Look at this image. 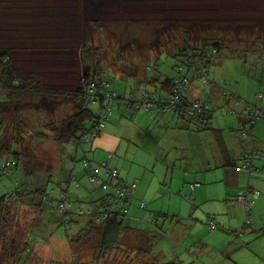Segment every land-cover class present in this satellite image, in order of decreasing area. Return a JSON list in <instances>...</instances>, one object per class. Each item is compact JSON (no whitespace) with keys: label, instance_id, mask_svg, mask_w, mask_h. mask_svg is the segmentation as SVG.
I'll list each match as a JSON object with an SVG mask.
<instances>
[{"label":"rangeland","instance_id":"374dc122","mask_svg":"<svg viewBox=\"0 0 264 264\" xmlns=\"http://www.w3.org/2000/svg\"><path fill=\"white\" fill-rule=\"evenodd\" d=\"M21 1L32 7V9L28 7L26 15L22 16L23 18L18 16L19 22L24 21V18L27 17L25 20L33 24L31 29L24 30L25 34L28 32V35L33 34L45 38V43L42 39V43L45 45H38L39 48L37 49L40 50L37 51L14 52L11 56L15 65L24 72L27 71V68L28 70L35 68L36 73L42 76V80L46 82V85L54 80V83L59 85L57 87H60V91H68L73 86L76 88V83L81 77V73H83L78 65L80 60L78 50L84 42L90 43L91 52L96 50L97 56L101 59L100 61H103L107 67L110 65L109 68L117 66L118 68L127 67L126 69L136 70L129 67L135 66V63L144 64L146 61L155 60L154 70L150 71L152 69H148V73L142 69L143 75H137V80L129 74H120L119 77L117 74L105 76L109 79L112 89L117 93L118 99L114 100L112 104L113 115L110 117L111 121L105 124V127L99 133L100 135L91 138L92 141L96 140L105 132L117 139L119 138L121 145L117 153L114 152V154L103 147H98L105 153L104 160L91 159L90 155L96 152L97 149L91 148L92 146L90 147L88 142L82 141L75 148L73 145H63L61 147L53 140L52 136L54 135L49 127L55 126L62 118L70 115L76 105L67 95H61L60 98H47L48 104H45L44 100L34 99V103L41 106L42 110L40 113H33L35 117L31 112L25 113L22 111L23 107L29 104L27 101H22L21 106L11 107L8 111L0 110V148L3 147L2 144L8 143L11 135L13 140L15 136L17 137L15 130L10 132L11 124H13L10 121L17 116V120L20 118L27 123V126L21 128L19 136L23 140L22 145L30 149L34 166L40 164L43 166L42 170L47 168L45 166L51 168L49 172L37 171L35 175L31 172L32 177L21 179L22 182L26 181L30 185L29 190L40 189L47 196V200L54 199V202L62 192H65L67 201H72L71 206L66 211L72 210L74 206H77V203H80L82 204L81 207L87 210L95 207V210L102 212L109 207L101 204L100 199L106 193L114 194V188L112 187L102 190L89 182V172L82 167L83 159H87L92 164H101L108 161L109 156L112 155L114 159L113 163H110V160L108 161L109 168L114 169L112 165L115 164L117 168L125 171L130 168L134 172L144 170V177L148 182L147 188L150 185L156 186L157 183H160L169 192L165 183L159 181L155 176L156 173L159 174L160 166L157 165L155 160L149 163L147 158L143 159V152L148 154L149 149H155V155L159 152L158 162L165 161L167 163V160L163 157V152L168 149H166V147H169L167 142L172 138L175 130L165 134L166 126L170 123V126L173 127L171 120L179 121V118H175L167 112L136 113L135 109L129 110L125 105L127 101H137V95L135 94L137 93L136 84L138 79L143 77L145 81H149L155 78L156 75H161L163 78H172L176 75L175 62L172 58L166 55H162L161 58H154L160 48H164L171 55L173 52L182 50L186 43H188L189 48H197L200 45L210 44L212 41L209 39L214 38L225 42V44L230 41L232 47L238 42L240 45H245L246 48H254L250 45L251 40L258 33L257 31L264 36V0ZM13 2L12 12L15 11L17 4V1L13 0ZM41 5H43V10L39 9ZM2 12L5 13V11ZM16 12L14 13L19 14ZM71 16L74 18V23ZM60 32H76L78 45L66 49L60 48L59 44L63 42L60 36L64 34ZM14 33L24 34L23 32ZM231 50L230 48L229 50L221 48L214 61L216 63L220 60L219 64H214V62L210 64L207 79L218 86L227 81L228 86L224 87L223 91L232 90L234 92V89H232L235 88L233 68H238L241 71L245 68V70L259 75V66L261 60H264V55L260 53L261 49L247 50L245 54L241 55ZM32 57L37 60H32ZM203 79L198 78L195 80L201 82L189 83L191 96L192 89L194 90L197 86L206 93L210 103L211 101L216 103L219 97L223 98L217 90L209 92L208 88L210 86L205 84ZM155 85L146 82L147 92H153L154 87H156L160 90L159 94H161L162 90L159 85L157 83ZM50 86L53 87V84ZM217 108L216 106H209L213 116L220 115L215 111ZM88 110L95 112L96 107L90 105ZM16 111L19 114L17 113L15 116ZM143 118H147V121H143ZM35 121L40 123L37 124ZM174 123L173 125L176 126L177 123ZM41 124L43 126L48 124L49 126L47 128L42 126L39 129L37 126ZM85 124L87 127L91 125L89 121H86ZM4 126L9 131L7 139L4 137L5 132L2 131ZM126 134L131 138L125 139ZM13 140L10 145L11 148H15L17 151L21 150L18 143H13ZM3 157L13 158L12 155L0 151V169L5 159ZM74 157H76L77 162L73 161ZM72 170L75 173L73 177H71ZM104 172L105 169L102 168L101 174ZM132 173L131 171V176ZM18 174L19 171H14V169L10 177L0 174V197L10 191L13 181L16 179L14 176L17 177ZM166 179L169 183L170 176ZM102 180L101 177L99 181ZM129 183L131 185L132 181ZM59 184L62 185L59 186ZM85 186H87L86 189H84ZM139 186L140 184L137 185V187ZM31 199L40 202L39 209L37 206L27 204L28 200ZM22 201L23 203H20ZM22 201H17L9 207L13 219L10 223L12 229L6 237V241L9 242L12 238H16L18 241H25L26 239L29 242L30 250L27 253L21 252L18 254L15 261L7 262L0 257V264H142V261L139 262V259L132 256L133 251L126 254L123 249H118L121 242L117 244L114 251L104 257L97 258L98 250L94 249L92 241L84 240L78 244L73 242L77 235L83 234L82 229L87 223V218L73 214L71 222L63 225V217L56 205L46 202L41 195L37 196L34 193L33 196L23 198ZM135 201V198H132L128 202L129 210L124 216V220L125 223L131 224L129 220L135 221V219H129V217L136 213L138 217L135 218L142 224V228L139 229L149 233L153 242L150 243V253H148L147 259L151 260L149 257L154 258L156 253L160 251L162 255L165 254L167 257H169V254L174 257L179 256L178 259L181 262H192V257L195 256L192 252L196 250L194 244L188 240L189 238L186 240L185 246L179 244L175 249L171 245L170 241L173 234H170L172 228H175L177 218H173L171 214L162 216L157 213H150L151 217L155 218V221L150 224L148 219L141 218L144 215V210L131 208ZM142 202L145 204L147 200L142 198ZM124 226L128 227L127 224H124ZM169 245L171 252L169 251ZM127 246L135 250L139 247L136 242L132 244L130 242ZM197 249H201V247H197ZM197 256L199 257L198 264H206V261L208 264H220L217 254L209 253L206 261L199 255ZM156 257L159 259L158 256ZM165 260H167L166 257ZM150 262L146 261L145 263Z\"/></svg>","mask_w":264,"mask_h":264},{"label":"crops","instance_id":"0c3cea01","mask_svg":"<svg viewBox=\"0 0 264 264\" xmlns=\"http://www.w3.org/2000/svg\"><path fill=\"white\" fill-rule=\"evenodd\" d=\"M251 42L254 41L251 40ZM221 43L223 45L221 48L225 50H229L230 48L232 52L236 51L240 55L245 54L247 50H258V48H261L259 46L256 47L253 43H251L250 46H255L254 48H246L245 45H240L238 42L233 46L234 48L231 46L230 41L226 44L225 42ZM221 48L214 54H208V67L215 61ZM159 50L160 51L157 52L154 58H161L162 55H172L167 53L164 48H160ZM25 52L33 51L27 50ZM260 53L264 55V52ZM32 60L37 59L32 57ZM219 61L216 63L219 64ZM154 63L155 60L153 59V61H146L144 64L135 63V66L127 64L130 66L129 68L136 70L126 69L127 67H124V69L118 68L117 66H111V68H109L110 65L107 67L103 61H100L99 65L102 69V78H106L105 76L109 75L113 76L117 74L119 77L120 74H129L137 80V75H143L142 69L144 72H148V70L146 71V67L153 68ZM216 63L214 62V64ZM78 65L84 73V66L81 58L78 61ZM233 69L235 72L233 76L235 88L232 89H234L235 93L232 92V90L223 91L224 87L228 86L227 81H224V84L218 86L209 80L211 83L208 84V86H210L208 88L209 92L217 90L218 94L220 93L224 99L219 97L216 103L213 101L210 103L206 97V93L197 86L194 90L192 89L193 98L196 97L203 103H209L208 105L210 107H226L228 95H232L238 100L258 106L260 109L264 110V60H261L259 66V75L252 71H247L245 68L243 71L238 68ZM36 71L35 68L31 70L27 68L26 72L36 73ZM83 73H81V77ZM158 77L160 78L161 75H156L153 79H158ZM54 82L53 80L49 85H46L44 81L42 82V87L46 90H60V87H57L59 85ZM146 82H151V79L145 81L142 77L137 81V93L135 92L137 101L140 98V86H143L147 92L145 86ZM191 82L196 83L201 81L193 79ZM51 84H53V87L50 86ZM73 87L71 89H73ZM229 88L231 87L229 86ZM256 91L258 92L255 93ZM224 92L227 93L226 97L224 96ZM6 98L7 95L3 91H0V103L4 102ZM36 98H38V100H44L45 104H48V101H46L48 98L47 94H33V97L28 96L26 98L29 99V101L33 100L32 103L26 105V112L42 111L40 108L41 106L34 103V99ZM26 101L28 102V100ZM136 102L127 101L125 103L126 108L129 110L135 109L134 111L136 113H140L142 111L136 109ZM34 108L36 109L34 110ZM143 113L150 112L144 111ZM212 114L213 113H211L208 121L206 120L204 123L197 122L195 124L191 123L190 125H185V122L182 123V120H171L173 127H171L169 123L166 126L167 130L165 134L169 131H175L172 138L167 142L169 147H166V149H168L163 152V157L167 160V163L165 161H162V163L158 162L157 158L159 152L155 155V149H149L148 154L143 152V159L147 158L149 163L155 160L157 165L160 166L159 174L156 173L155 176L159 181L165 183L169 192L167 189H164L160 183H157L156 186L150 185L149 188H147L148 182L144 177V170L134 172L132 168H130L125 171L117 168L115 164L112 166L118 171L120 182L130 185L129 182L132 181L134 185L131 190V199L135 198L136 201L131 208L133 207L140 210L139 204L142 202V198L147 200L144 207L145 212L141 218L144 220L148 219L152 216L150 213H157L162 216L171 214L173 218H177L175 228H172L173 230L171 229L172 233L170 235L173 234L170 241L171 245L175 249L179 244H184L185 246V242L189 238L188 240L195 246L196 251L192 252L195 255L192 257V262H181L178 259L179 256L174 257L169 254V257H167L165 254L162 255V253L158 251L156 256H158L159 259L162 260L163 258L165 260L166 257L167 260H165V262L171 261L175 264H198L199 257L197 255L206 261L209 253H213L218 255L220 264H264V118H260L255 122L251 137L242 140L237 131V127L242 120L240 117L227 112H218L220 115L214 116ZM109 121H111V118ZM143 121L146 122L147 118H143ZM173 123H177L176 126H174ZM126 138L131 137L126 134L125 139ZM130 144L132 145V143ZM120 145L121 142L119 138L117 139L115 136L104 132L100 137L96 140L94 139L90 143L89 146H92L91 148L97 149L96 152L93 151L94 153H92L90 157L94 160H104L105 153L98 147H103L114 154V152L117 153ZM246 152L248 154L252 153L258 155L257 158L252 159V170L248 173L239 171L236 165V159ZM113 159L111 155L108 161L110 160L109 162L113 163ZM108 161L106 162L108 163ZM14 171H18V169ZM131 171L133 172L132 176L130 175ZM12 174L13 169L10 170V175L12 176ZM168 176H170L169 183L166 179ZM83 177L85 178V176ZM14 178L16 177L14 176ZM138 184H140L139 187H137ZM86 187L87 186H85L84 189H86ZM240 190L244 193L247 190L258 191L257 198L249 199L250 224H247L245 203L236 200V196ZM137 202L138 204H136ZM75 209L76 207L74 206L69 212H75ZM135 217H138L136 213L129 217V219H135V221L129 220L131 224L125 223V217L123 218V229L120 234V240L122 241H120L121 243L118 249H123V251H126V254L133 251L132 256L139 259V262H141L143 259L141 255H138L135 249L129 248L127 244L136 242L137 246H141L142 243H145L143 242V238H151L148 232L139 229L142 228V224H140L139 220ZM209 217H212L217 224L215 230H210L207 226ZM124 224H127L128 227L124 226ZM152 242L153 241L150 240V243ZM197 247H201V249H197ZM169 251L171 252L170 245ZM186 254L185 252V255ZM146 258L144 260H146ZM206 264H208L207 261Z\"/></svg>","mask_w":264,"mask_h":264},{"label":"trees","instance_id":"16d2710c","mask_svg":"<svg viewBox=\"0 0 264 264\" xmlns=\"http://www.w3.org/2000/svg\"><path fill=\"white\" fill-rule=\"evenodd\" d=\"M15 1H17V4L20 5L16 4L14 12L18 11L16 13L19 14H15L14 12H12L13 10L12 6L14 5L13 0H0V11H1L0 12V91H3L7 95L6 100L0 103V110L3 109V111L5 112L10 110L11 107L16 108L18 106H21L22 101H26V100H28L29 103H32L33 100L29 101V99L26 98L28 96L33 97V94H37V93L38 94L45 93L48 95V98L50 97L60 98L61 95L62 96L67 95L68 98L70 97L71 100H73L76 104L73 108L72 113L62 118L60 122L57 123L55 126L51 125L52 127L49 128L53 132L54 135L52 136L53 140L58 145H60L61 147L63 145H73L76 148L79 145V143L82 142L81 141L82 135L87 134L88 132H90V130L93 129L91 119L92 117H94L95 112H91L88 110V107L93 104L86 105V101H85V94L87 92L86 84L88 80L90 78H94V80L97 83L96 86L97 90L100 89V82H102V80L108 83V91L113 92L115 94V98L112 100L111 104H113L114 100L118 99L117 93L112 89L109 83V79L102 78L101 76L102 69L99 65L101 59L99 56H97L96 50L91 52L89 42L82 43V45L79 47L78 50L79 57L81 58L84 66V73L80 78L76 88L70 89L68 91L51 90V89L46 90L42 87L43 80L40 74L33 72H24L23 70L20 69V67L15 65L11 54H13L14 52L21 53L27 50L37 51L40 50L37 49L39 48L37 47L38 45H45L44 44L45 38L43 39L41 36H37L33 34H32L33 36L28 35V32H26L25 34L24 30L28 31L29 29L32 28L33 24L32 22H28L25 20L27 19V17L24 18V21L19 22L18 16H20V18H23L22 16L26 15L27 13L26 11H28L29 6L25 2L23 3V1L21 0L20 1L15 0ZM29 8L32 9V7ZM39 9L43 10V5H41ZM2 11H5V13H3ZM71 18L73 19V23H74L73 16H71ZM13 32H23L24 34H15V33L13 34ZM257 32L258 33H256L255 38L252 39V41L254 42L251 43H253L256 47L257 46L261 47L260 48L261 52H264V36L261 33H259V31ZM60 33H64V32H60ZM198 36L200 35L198 34ZM42 39L44 43H42ZM60 39H63V42L59 44V46H61L60 48L62 49H66L68 47H76L78 45L76 32L64 33L62 36H60ZM209 40L212 41L210 42V44L200 45V47L197 48H191V47L189 48L188 43H186L185 47H183L182 50L173 52L171 56H168L172 58L175 62L174 67L175 70L177 71L176 75L172 78H166V77L163 78L162 76L160 78L158 77V79L152 78L151 82H149L148 84L154 86L155 83H157L159 85V88L162 90L161 94H159L160 90L157 89L156 87H154L153 92L148 91L146 92V94L150 97L153 95H160V96L168 95L174 80L176 78L181 79L182 77H190L191 68L198 69L199 66H204V68L208 72L207 70L209 64L207 61L209 56L208 54H212V50L218 52V50L223 46L221 41L217 40V38L209 39ZM148 68L152 69L150 71H153L155 68V63L153 64V68L147 66L146 71L148 70ZM191 98L193 97L190 94V96L187 98L186 101L187 102L190 101ZM183 106H185V104L178 105L177 107L178 116H174V117L179 118V120H182V123L185 122V125H190L191 123L195 124L197 122L204 123L206 120L208 121L212 113V111L210 110H206V111L203 110L198 115L186 116L185 111L183 110L184 109ZM25 107H23L22 111L25 113H29L28 111L26 112ZM18 111H16L15 114H17ZM35 112L40 113L38 111H33V112L31 111L32 115ZM33 116L35 117V115ZM16 117L12 121H10V123H13L11 124L12 128L10 132L15 130L17 137L15 136L13 140V137L11 135L8 143L2 144L3 147L0 148V151H4L6 154H10L13 156L12 159L7 157L5 158V160L10 159L11 162H14L10 170L18 169L19 171L18 178L16 177V179L13 181V186L10 189V191L0 197V257H2L7 262L13 260L15 261L17 259L18 254H20L21 252L27 253L30 250L29 242L26 239L25 241H21V240L18 241V239L12 238L9 242L6 241L7 239L6 237L7 235H9V231H11L12 229V225L10 223L12 222L13 219L12 217L13 215L10 213L9 207L12 206V204H15L17 201L19 202L22 201L23 198L26 199L29 198L30 196H33L34 193H36L37 196L41 195L42 198L43 196H45V194L41 192L40 189L29 190L28 188L30 185L26 183V181L22 182L21 179L31 178L32 177L31 172H33L35 175L37 171L49 172L51 169L48 168V166H45L47 168L42 170L43 166L40 164L34 166L30 149L27 147L25 148L22 145L23 140L19 136L21 128L27 126V123L20 118L19 120H17ZM86 121L90 122L91 124L90 127L86 126L85 124ZM35 122L37 124L40 123L38 121ZM42 126L43 125L41 124L40 126L37 127L41 129ZM47 126L49 125L46 124L45 126H43V128H47ZM2 131L5 132L4 137L7 139V135L9 131L6 129L5 126L3 127ZM99 133L100 130L98 133H96L95 136H98ZM12 140L13 143H18L21 150L17 151L15 150L14 147H13L14 149L11 148L10 145ZM91 142H92V138L89 140L88 143ZM244 154H248V153L246 152L243 153L242 155ZM242 155H240L236 159L237 168H238V162L240 161ZM73 161H77L76 157L73 158ZM72 173L73 176H75L73 170L71 171V175ZM0 174L10 177V173L9 174L0 173ZM100 176L103 178L101 182L109 181V179L104 174H101ZM100 176H99V180L101 179ZM118 179H119V173H118ZM62 184H59V186ZM62 193L66 194L65 192ZM110 195L111 194L109 193L104 194L103 198H101L99 202L111 208L110 204L108 203V198ZM130 200H131V194L128 200L119 203L117 205L118 207L115 210H111V214L107 217V219L102 220L100 222H95L91 218V214H84L82 216L77 215L78 217L87 218V223L85 227L82 229L83 234L77 235V237L73 239V242L78 244L84 240L92 241L94 249L98 250L97 258H100L101 256L104 257L105 255L114 251L117 248V244L120 243V234L123 229V223H122L123 217H120L119 209L125 208L126 209L125 216H126L129 210L128 202ZM23 201L20 203H23ZM28 201H29L27 203L28 205L37 206L38 209L41 206L40 202L34 201L33 199ZM46 202L55 204L54 199L47 200ZM144 207L141 208L139 204L140 210H144ZM94 212L97 213L96 210H94ZM73 214L76 215V212L66 211L64 213H61L64 221L63 225L69 224L71 222L72 220L71 216ZM152 221H155V218L149 217L148 222L151 224ZM207 226H208V222H207ZM143 239H144L143 242L145 243H142V245L136 249L137 254L138 255L140 254L141 257L143 258L142 264H175L171 261L163 262L162 260L158 259L156 256L154 258L150 256L149 258H151V260H148L146 257L149 255L148 253H150L149 246L151 239H146V238ZM145 258L146 260H144ZM146 261H151V262L145 263Z\"/></svg>","mask_w":264,"mask_h":264},{"label":"built area","instance_id":"2783aa9c","mask_svg":"<svg viewBox=\"0 0 264 264\" xmlns=\"http://www.w3.org/2000/svg\"><path fill=\"white\" fill-rule=\"evenodd\" d=\"M212 53H215V50H212ZM208 77V72L204 68V66H199L198 69L191 68L190 69V77H182L181 79L176 78L171 86L170 92L168 95H153L148 96L143 86H140V98L135 103L136 109L139 111H147V112H167L172 116H178L177 107L180 104H185L183 106V110L185 111L186 116L198 115L203 110H209V105L203 103L197 99L191 98L190 101H186L190 96L189 92V83L193 79H203L205 84H211ZM97 83L94 78H90L86 84V94L85 101L86 105L93 104L97 107L94 117H92V125L93 129L90 130L87 134L82 135L81 141L89 142L91 137H94L96 133L101 131L105 124L108 122L111 113H112V100L115 98V94L113 92L108 91V83L102 80L100 82V89H96ZM227 93L224 92V96L226 97ZM216 112L219 113H231L238 117H240L241 123L237 127V131L242 140H246L251 137L252 128L255 122L264 118V110L260 109L258 106L250 105L242 100H238L234 98L232 95H228V102L226 107H218ZM257 154H244L241 156L240 161L238 162V170L248 173L252 170V159L257 158ZM14 162H11L10 159L5 160L1 167L2 174H9L10 168H12ZM82 167L85 170L89 171V182L94 185L96 188H100L102 190H107L109 187L114 188V194H111L108 198V203L111 208H108L102 212L97 211L94 212V208H90L87 210L86 208L81 207L82 204H77L75 212L76 215L82 216L84 214H91V218L95 222H100L102 220L107 219V217L111 214V210H115L119 203H122L129 199L131 190L134 187L133 184L126 185L125 183L120 182L118 179V171L116 169H110L107 162L101 164H92L87 159L82 160ZM104 168L105 172L103 173L108 179V182H100L99 176L101 174V169ZM73 177V173L71 175ZM250 196V197H249ZM258 191L247 190L245 193L240 190L236 196V200L245 203V210L247 215V224H250V198H257ZM43 199H48L43 196ZM47 201V200H46ZM55 205L60 211V213L66 212L67 208L71 206V202L67 201V196L64 193H61L59 198L55 201ZM145 204L143 202L140 203V207H144ZM126 209H119L120 217L125 216ZM216 223L212 217L208 219V228L210 230H214L216 228Z\"/></svg>","mask_w":264,"mask_h":264}]
</instances>
